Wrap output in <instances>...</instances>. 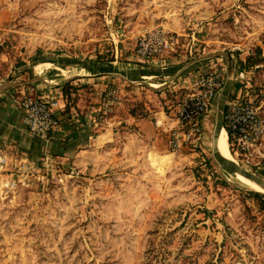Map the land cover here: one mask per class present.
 <instances>
[{
  "label": "rangeland",
  "instance_id": "obj_1",
  "mask_svg": "<svg viewBox=\"0 0 264 264\" xmlns=\"http://www.w3.org/2000/svg\"><path fill=\"white\" fill-rule=\"evenodd\" d=\"M157 27L194 33L192 52L139 60L137 38ZM223 48L247 75L225 79L200 138L171 149L155 119L176 117L195 73L226 60L196 61L178 75L170 68ZM41 54L160 68L143 81L117 78L119 102L83 150L9 155L5 172L23 175L12 190L0 183V264H264V165L240 160L229 141L220 153L216 127L222 92V118L238 95L264 116V0H0V82L29 81L50 63L36 66ZM132 117L148 121L139 127Z\"/></svg>",
  "mask_w": 264,
  "mask_h": 264
},
{
  "label": "built area",
  "instance_id": "obj_2",
  "mask_svg": "<svg viewBox=\"0 0 264 264\" xmlns=\"http://www.w3.org/2000/svg\"><path fill=\"white\" fill-rule=\"evenodd\" d=\"M196 41L195 34H187L172 29L157 27L141 34L135 44V54L139 60L152 62L157 57L168 55L182 57L185 52H192ZM224 64L209 65L201 68L194 75L192 90L179 101L176 109V123L170 127L164 125V119H155V125L161 126L165 132V140L171 149H179L184 144L195 142L202 133V117L212 107L218 89L226 79ZM247 75L244 70L235 72L236 78L242 80ZM248 77V76H247ZM16 101L22 110V121L27 129L42 137L59 126L60 120L55 113L56 100L38 94L30 83L23 84L17 90ZM119 99L113 85L106 86L100 93L98 106L94 110L93 121L106 119ZM224 127L228 141L240 160L252 162L257 159L255 169L264 165V116L258 112L251 100L237 99L229 101L223 112ZM9 154L0 148V183L6 191L18 186L21 174L5 172L8 168ZM45 159H49L45 155ZM23 166L34 168L30 163ZM26 168V169H28ZM5 173V174H4Z\"/></svg>",
  "mask_w": 264,
  "mask_h": 264
},
{
  "label": "crops",
  "instance_id": "obj_3",
  "mask_svg": "<svg viewBox=\"0 0 264 264\" xmlns=\"http://www.w3.org/2000/svg\"><path fill=\"white\" fill-rule=\"evenodd\" d=\"M73 64L64 62L43 64L40 68L42 71H38L35 75L39 74L45 81L37 79L31 84L36 93L56 100L55 113L60 120V124L50 132L48 137L32 133L24 125L22 110L16 101V92L12 91L14 88L17 91V87H8L0 93V148L7 151L11 156L14 155V150L18 149L25 155L32 157L47 154L66 155L70 150H83L87 141L92 137L93 127L103 122H94L92 119L103 89L115 83L117 78L124 80L151 79L156 76V68H160L141 65V67H136L130 72L127 69H122L124 75L127 76L125 78L113 72V69H121L118 66L117 59L96 60L89 64L83 63V65ZM184 66L185 64L176 66L170 68L169 71L175 75ZM167 69L161 67L163 72L169 73L166 72ZM63 70L68 71L70 76H67ZM45 71L47 75L43 74ZM164 77L166 76L164 75ZM164 80L148 81V84L157 87L163 85ZM184 82H187V80L184 79ZM168 118L167 123L164 122L166 127L176 123L175 117L168 116ZM133 119L136 120L135 124L139 127L144 126L145 122L148 121L146 118L134 117ZM105 121L107 122L103 123H109L108 116ZM205 123L208 125L207 119H205ZM222 125L224 127L223 118ZM225 130L222 129L217 138V149L220 153H223L222 142H225L228 149V137Z\"/></svg>",
  "mask_w": 264,
  "mask_h": 264
},
{
  "label": "water",
  "instance_id": "obj_4",
  "mask_svg": "<svg viewBox=\"0 0 264 264\" xmlns=\"http://www.w3.org/2000/svg\"><path fill=\"white\" fill-rule=\"evenodd\" d=\"M218 55H221L225 58L226 60V66H227V69H226V80L228 78H231L233 77L234 78V71H235V61L232 59L231 57V51L229 49H226V48H223V49H215L213 51H209V52H206V53H203L201 55H198L194 58H192L191 60H189L186 64L187 65H190L192 64L193 62H196V61H200V60H203V59H206V58H211L213 56H218ZM41 59H44V61H49V62H64L66 63V61H72V63H75V64H80V65H83V63H86V64H89L90 62H92L91 60H87V59H84V60H76L72 57H66L64 55H60V54H41V55H37L34 60H35V65L38 63V61H40ZM33 60V61H34ZM43 65V64H42ZM34 66V65H33ZM101 71H112V70H101ZM113 72L115 73H118L120 74L121 76L127 78V76L124 75V73L122 72V69H113ZM37 79H40L39 76L37 75H33L32 78L29 80V81H12L11 79V76L7 77L5 80H3L2 82H0V93L5 90L6 88L10 87V86H13V85H17V84H26V83H32L34 81H36ZM135 80V79H134ZM136 80H140V81H143V79H136ZM147 85L149 87H151L152 89H156V88H159L160 86H157V87H153L151 86L150 84L147 83ZM212 107H213V103H212ZM211 107V109H212ZM210 109V110H211ZM213 152H215L214 149H212ZM226 160H230L229 162L232 164V157L229 156L227 158H224ZM232 160V161H231Z\"/></svg>",
  "mask_w": 264,
  "mask_h": 264
},
{
  "label": "bare ground",
  "instance_id": "obj_5",
  "mask_svg": "<svg viewBox=\"0 0 264 264\" xmlns=\"http://www.w3.org/2000/svg\"><path fill=\"white\" fill-rule=\"evenodd\" d=\"M188 65L187 64H185V66L178 72V73H180L181 71H183L184 70V68L185 67H187ZM87 70V69H86ZM64 71V73L67 75V76H70V74H69V72L68 71H65V70H63ZM176 75H178V74H176ZM37 76H39L40 77V79L42 80V81H45V79L42 77V76H40L39 74L37 75ZM222 96H223V92L221 93V96L219 97V99H218V102H217V110H218V112H219V120H218V122H217V125H216V127H218L221 123H222V117H221V112H220V105H221V103H222ZM223 127V126H222ZM225 129V128H224ZM225 132H226V130H225ZM227 134V133H226ZM223 143V145H222V149H223V153L225 154V155H228L227 154V148H226V145H225V142H222ZM229 147V146H228ZM218 154V153H217ZM218 159H222V157L218 154ZM224 163H223V166L224 167H226V168H228V167H230V165L229 164H227V161H223Z\"/></svg>",
  "mask_w": 264,
  "mask_h": 264
},
{
  "label": "trees",
  "instance_id": "obj_6",
  "mask_svg": "<svg viewBox=\"0 0 264 264\" xmlns=\"http://www.w3.org/2000/svg\"><path fill=\"white\" fill-rule=\"evenodd\" d=\"M239 85V83H235V86L237 87ZM67 91V89H66ZM250 193L253 194L254 197H259L261 198V193L259 191L256 190H250ZM262 205H264V198L261 200Z\"/></svg>",
  "mask_w": 264,
  "mask_h": 264
}]
</instances>
